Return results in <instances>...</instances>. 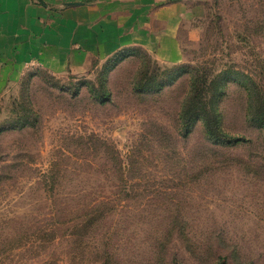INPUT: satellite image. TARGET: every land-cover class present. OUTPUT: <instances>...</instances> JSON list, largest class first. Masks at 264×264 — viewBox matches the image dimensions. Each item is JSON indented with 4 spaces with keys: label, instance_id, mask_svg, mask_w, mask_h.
<instances>
[{
    "label": "rangeland",
    "instance_id": "rangeland-1",
    "mask_svg": "<svg viewBox=\"0 0 264 264\" xmlns=\"http://www.w3.org/2000/svg\"><path fill=\"white\" fill-rule=\"evenodd\" d=\"M185 6L177 62L139 46L77 73L35 57L0 71V264H264V127L247 92L264 99V0ZM213 80L224 143L200 117L180 131Z\"/></svg>",
    "mask_w": 264,
    "mask_h": 264
},
{
    "label": "crops",
    "instance_id": "crops-1",
    "mask_svg": "<svg viewBox=\"0 0 264 264\" xmlns=\"http://www.w3.org/2000/svg\"><path fill=\"white\" fill-rule=\"evenodd\" d=\"M184 2L0 0V71L23 72V62L35 57L51 70L77 73L94 58L139 46L162 62H177Z\"/></svg>",
    "mask_w": 264,
    "mask_h": 264
},
{
    "label": "trees",
    "instance_id": "trees-1",
    "mask_svg": "<svg viewBox=\"0 0 264 264\" xmlns=\"http://www.w3.org/2000/svg\"><path fill=\"white\" fill-rule=\"evenodd\" d=\"M124 52L121 54L123 55ZM228 71H223L220 74L219 80L225 78L224 76H233ZM237 73L239 71H236ZM245 74V73H244ZM246 78L249 82L255 83L253 78L249 75H246ZM226 85H220L217 81H211L208 89L206 87L202 88V91L207 90L210 95L209 97L203 95L201 90L195 88L193 93L187 98L184 106L181 109L179 114L180 118V131L184 136H187L191 132V126L195 121V117H200L205 123L206 131L208 137L217 143L228 142L227 138L232 137L229 135L223 127V117L222 113L218 109L217 99L218 97L225 92ZM248 95L250 97V109L253 110L251 113V120L260 127H264V99L254 91L253 87L250 86L247 89ZM235 140V139H234ZM100 205V204H99ZM99 205H95L89 211L97 210ZM88 211V212H89ZM94 216V215H91ZM174 264H182L179 259H174Z\"/></svg>",
    "mask_w": 264,
    "mask_h": 264
}]
</instances>
